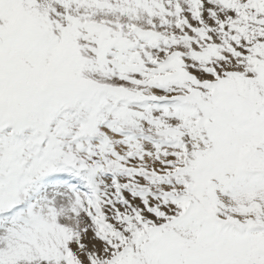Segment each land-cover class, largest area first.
<instances>
[{
	"label": "snow or ice",
	"instance_id": "snow-or-ice-1",
	"mask_svg": "<svg viewBox=\"0 0 264 264\" xmlns=\"http://www.w3.org/2000/svg\"><path fill=\"white\" fill-rule=\"evenodd\" d=\"M0 264H264V0H0Z\"/></svg>",
	"mask_w": 264,
	"mask_h": 264
}]
</instances>
